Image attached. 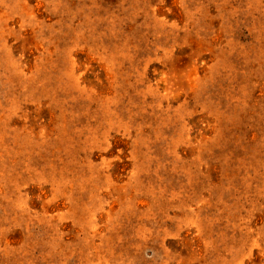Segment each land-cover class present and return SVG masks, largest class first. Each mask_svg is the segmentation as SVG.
Returning a JSON list of instances; mask_svg holds the SVG:
<instances>
[{
    "label": "rangeland",
    "instance_id": "1",
    "mask_svg": "<svg viewBox=\"0 0 264 264\" xmlns=\"http://www.w3.org/2000/svg\"><path fill=\"white\" fill-rule=\"evenodd\" d=\"M0 264H264V0H0Z\"/></svg>",
    "mask_w": 264,
    "mask_h": 264
}]
</instances>
